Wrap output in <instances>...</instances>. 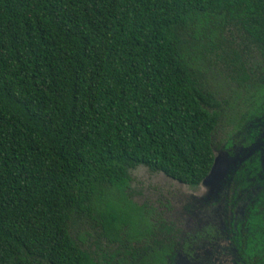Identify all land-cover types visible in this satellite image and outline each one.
Segmentation results:
<instances>
[{"label": "trees", "instance_id": "16d2710c", "mask_svg": "<svg viewBox=\"0 0 264 264\" xmlns=\"http://www.w3.org/2000/svg\"><path fill=\"white\" fill-rule=\"evenodd\" d=\"M263 112L264 0H0V264H172L130 171L197 188Z\"/></svg>", "mask_w": 264, "mask_h": 264}, {"label": "flooded vegetation", "instance_id": "af4514ba", "mask_svg": "<svg viewBox=\"0 0 264 264\" xmlns=\"http://www.w3.org/2000/svg\"><path fill=\"white\" fill-rule=\"evenodd\" d=\"M233 128L224 129L219 149L223 193L218 205L210 203V220L203 228L183 237L176 235L172 264H264L248 255L264 245V112L240 122L235 131ZM256 220L263 222V227H255L252 223Z\"/></svg>", "mask_w": 264, "mask_h": 264}, {"label": "rangeland", "instance_id": "374dc122", "mask_svg": "<svg viewBox=\"0 0 264 264\" xmlns=\"http://www.w3.org/2000/svg\"><path fill=\"white\" fill-rule=\"evenodd\" d=\"M218 69L224 71L221 63L218 64ZM232 130L235 131L236 127ZM215 138L214 156L217 165L211 176L197 188L180 184L162 173H152L141 166L129 173V193L132 200L137 204L148 202L168 214V219L176 224V229L182 237L194 230H200L207 220H210L207 218L209 205H218L222 196L221 179L217 175L221 170L222 153L219 150V140L222 133H218Z\"/></svg>", "mask_w": 264, "mask_h": 264}, {"label": "water", "instance_id": "95a60500", "mask_svg": "<svg viewBox=\"0 0 264 264\" xmlns=\"http://www.w3.org/2000/svg\"><path fill=\"white\" fill-rule=\"evenodd\" d=\"M213 153H214V150H213ZM222 160H223V156H222V158H221V170H220V172L222 173V171H223V163H222ZM216 165H217V159H216V157L214 156V161H213V164H212V167H211V169H210V171H209V174L207 175V177L199 184V186L203 183V182H205L206 181V179H208L210 176H211V174H212V172L214 171V168L216 167ZM220 172L217 174V175H220ZM170 179V178H169ZM177 182V181H176ZM178 183H180V182H178ZM180 184H182V183H180ZM183 185H185V184H183ZM198 186V187H199Z\"/></svg>", "mask_w": 264, "mask_h": 264}]
</instances>
